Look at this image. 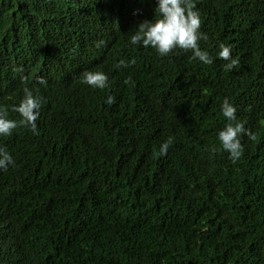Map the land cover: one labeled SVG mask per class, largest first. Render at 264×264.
<instances>
[{
	"label": "trees",
	"instance_id": "1",
	"mask_svg": "<svg viewBox=\"0 0 264 264\" xmlns=\"http://www.w3.org/2000/svg\"><path fill=\"white\" fill-rule=\"evenodd\" d=\"M194 2L211 65L131 44L155 0H0V105L19 121L25 86L43 98L39 135L0 137V264H264V0ZM225 98L255 137L236 162Z\"/></svg>",
	"mask_w": 264,
	"mask_h": 264
},
{
	"label": "clouds",
	"instance_id": "2",
	"mask_svg": "<svg viewBox=\"0 0 264 264\" xmlns=\"http://www.w3.org/2000/svg\"><path fill=\"white\" fill-rule=\"evenodd\" d=\"M154 17L151 20H143L135 26V31L130 37L132 45L154 49L161 57H167L176 49L191 51L193 59L204 65L213 64V57L200 47V41H206L208 37L200 30L201 16L196 9L194 0H155ZM104 45L105 41L100 40L95 46L100 48ZM217 55L221 60L228 62L226 68L229 71L238 65V61L232 59V49L225 44L219 46ZM135 63V59L128 61L120 59L113 67L115 69L128 68ZM37 82L40 85L47 84L43 77H39ZM125 82H131V78L129 77ZM82 83L93 89L102 90L108 86V76L103 71H85L82 75ZM22 91V100L11 108L12 112L19 113L21 117L19 121L9 119V109L0 105V137L12 135L13 131L20 126L39 135L37 121L40 117L43 98L34 94V91L28 86H25ZM115 102L114 96L107 97L108 105ZM236 112V106L228 98H225L221 105V113L227 122L217 132V137L222 150L229 154V159L233 162L238 161L243 155L241 137L247 135L249 139L255 138L254 134L244 127V122L238 120ZM172 143V138L161 143L159 155H166ZM14 164L15 160L7 147L0 145V170L6 171L9 166Z\"/></svg>",
	"mask_w": 264,
	"mask_h": 264
}]
</instances>
